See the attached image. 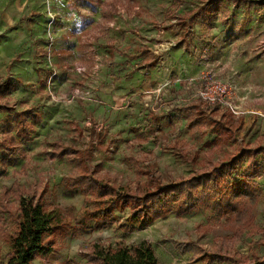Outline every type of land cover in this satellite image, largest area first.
<instances>
[{"label": "rangeland", "instance_id": "374dc122", "mask_svg": "<svg viewBox=\"0 0 264 264\" xmlns=\"http://www.w3.org/2000/svg\"><path fill=\"white\" fill-rule=\"evenodd\" d=\"M7 77L15 110L0 113V143L10 132L20 149L16 163L3 165L0 146V197L18 184L67 225L34 264H102L90 258L94 244L144 241L161 264L264 256V174L255 179L254 226L240 237L209 201L147 227L130 223L128 211L97 224L85 219L93 199L67 182L79 172L73 150L87 151L116 186L138 191L149 184L148 167L175 182L264 147V0H0V80ZM193 102L206 110L218 103L235 140L220 139L208 112H190ZM27 110L29 141L17 133ZM254 162L264 165V155ZM249 168L245 161L240 175ZM14 232L0 207V264Z\"/></svg>", "mask_w": 264, "mask_h": 264}, {"label": "trees", "instance_id": "16d2710c", "mask_svg": "<svg viewBox=\"0 0 264 264\" xmlns=\"http://www.w3.org/2000/svg\"><path fill=\"white\" fill-rule=\"evenodd\" d=\"M14 89L11 77L0 80V113L15 110L9 100ZM188 108L193 114L208 112L207 120L220 133V139L235 140L232 117L228 118L226 114L217 116L220 108L218 103L207 110L196 102ZM19 114L18 136L29 141L32 138L30 111ZM33 117L41 119L38 114H33ZM0 146L4 150L1 158L3 165L14 164L19 160L17 152L20 145L10 132ZM56 146L61 156L68 151L58 143ZM72 152L79 162V172L68 178V185L79 188L81 193L93 199H88V202L94 203L92 208L86 210V220H93L97 224L109 223L115 219L116 213L128 211L130 223L147 227L171 212L179 216L190 214L204 201H209L218 221L225 218L223 227L233 232L234 236L240 237L254 226L255 209L259 201L255 179L264 174V165L254 161L264 155V147L243 148L229 160L201 167L175 182L164 183L156 171L148 167L149 184L138 191H130L109 181L102 166L93 165L86 158L87 151ZM245 161L250 164V168L240 175L239 170ZM0 207L15 225V232L10 236L12 254L6 264H34L38 259H47L53 251L56 237L67 231L60 212L47 210L43 204L35 201L32 192L25 191L18 184L1 195ZM90 258L102 264H161L148 241L134 246L119 242L115 248L96 243ZM235 264H264V256H255L248 263L236 261Z\"/></svg>", "mask_w": 264, "mask_h": 264}]
</instances>
